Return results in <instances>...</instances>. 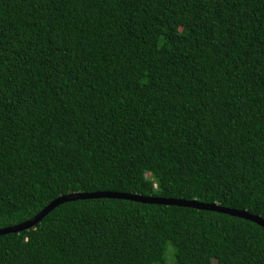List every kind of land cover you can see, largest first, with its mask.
I'll list each match as a JSON object with an SVG mask.
<instances>
[{"label":"trees","instance_id":"trees-1","mask_svg":"<svg viewBox=\"0 0 264 264\" xmlns=\"http://www.w3.org/2000/svg\"><path fill=\"white\" fill-rule=\"evenodd\" d=\"M94 191L264 219V0H0V228ZM0 264H264V228L69 200Z\"/></svg>","mask_w":264,"mask_h":264},{"label":"water","instance_id":"water-1","mask_svg":"<svg viewBox=\"0 0 264 264\" xmlns=\"http://www.w3.org/2000/svg\"><path fill=\"white\" fill-rule=\"evenodd\" d=\"M100 197L122 198V199L143 202V203L175 205V206H184V207H190L201 210L215 211L230 216H235L249 220L251 222L256 223L260 227L264 228V219L260 218L259 216L248 213L242 209L223 207L216 203H203L194 199L182 200V199H174V198L141 196V195H133V194L109 192V191H94V192H75V193H68L58 196L53 200H51L38 213H36L34 216L27 219L26 221H23L16 225L0 228V235L9 232H17L22 229H28L32 227L34 224H36L39 221V219L44 214H46L49 210H51L54 206H56L61 202L69 201V200H77V199L100 198Z\"/></svg>","mask_w":264,"mask_h":264}]
</instances>
